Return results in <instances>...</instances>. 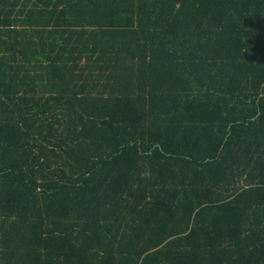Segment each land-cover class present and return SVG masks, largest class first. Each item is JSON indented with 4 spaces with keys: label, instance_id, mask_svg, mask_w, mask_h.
Listing matches in <instances>:
<instances>
[{
    "label": "trees",
    "instance_id": "16d2710c",
    "mask_svg": "<svg viewBox=\"0 0 264 264\" xmlns=\"http://www.w3.org/2000/svg\"><path fill=\"white\" fill-rule=\"evenodd\" d=\"M0 264H264V0H0Z\"/></svg>",
    "mask_w": 264,
    "mask_h": 264
},
{
    "label": "rangeland",
    "instance_id": "374dc122",
    "mask_svg": "<svg viewBox=\"0 0 264 264\" xmlns=\"http://www.w3.org/2000/svg\"><path fill=\"white\" fill-rule=\"evenodd\" d=\"M84 62H85V60H84V59H82L81 63L83 64Z\"/></svg>",
    "mask_w": 264,
    "mask_h": 264
}]
</instances>
